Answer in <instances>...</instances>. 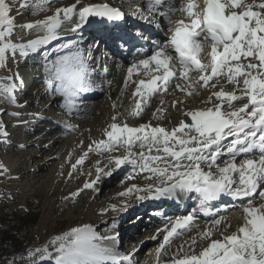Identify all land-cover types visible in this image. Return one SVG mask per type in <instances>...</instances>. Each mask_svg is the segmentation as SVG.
I'll list each match as a JSON object with an SVG mask.
<instances>
[{
    "label": "snow or ice",
    "instance_id": "6c2138e0",
    "mask_svg": "<svg viewBox=\"0 0 264 264\" xmlns=\"http://www.w3.org/2000/svg\"><path fill=\"white\" fill-rule=\"evenodd\" d=\"M145 7L169 24H173L172 15L180 11L186 15L187 22L184 19L175 21V26L169 29L168 43L158 45L147 58L128 68L129 78L141 67L147 70L146 74L159 73L148 81L136 82L133 96L137 99L131 115L139 116L148 99L167 92L172 80L177 81L175 89L188 96L194 94L197 85L213 89L219 86V90L212 92L207 100L212 107L185 112L190 123L181 120L171 131L151 123L139 127H130L127 123L121 125L113 116V122L104 131L105 139L93 141L95 149L111 153L123 148V156L110 157L115 167L130 164L137 174L148 173L145 179L156 181L146 188L133 185L121 195H128L133 190L146 192L147 196L136 197L144 200L172 199L177 194L194 193L201 207L222 196L239 200L244 205V223L236 232L211 240V231L206 230L201 238L210 240L208 246L198 255L174 258L173 264H264V204L257 207L251 199L264 186V0H252L251 3L248 0H187L179 6L169 0H147ZM27 8L34 9L32 14H36L45 10V5L37 0H22L17 11ZM11 11L7 0H0V67L6 66L9 53L13 59L17 53L28 57L59 40V29L65 21L71 22L67 30L75 33L90 25L93 18L100 22L124 20V14L115 7L85 5L77 0L76 4L57 8L54 15L45 20L20 26L29 31L43 30L42 37L13 43L10 38L15 25ZM136 13L144 17L141 8L137 7ZM73 17L77 19L73 20ZM145 20L152 22L146 17ZM91 59L80 45L66 44L62 53L44 66V83L51 93L76 107L75 101L92 87ZM192 73L196 74L195 79H192ZM221 78L233 85L232 91L225 90ZM16 79H20L18 74ZM16 90V85L9 83L0 89V93L15 104ZM245 97L247 103L236 107L234 102ZM178 103L183 101L173 100L172 107ZM0 135L6 137L7 132H0ZM136 147L139 152L133 150ZM224 156L227 159L222 160ZM82 163L83 158L76 162ZM72 167L75 169L76 165ZM101 171L98 167L97 180ZM95 183H85L84 188H92ZM258 195L264 198V190ZM112 210H116L115 206ZM193 219L191 214L178 217L163 230V240L156 249L157 261L171 238L179 234L178 230L187 229ZM222 219H214L212 224L219 226ZM110 227H116L115 221ZM118 235H101L90 224L72 227L56 236L49 246L29 251L28 264H133V254L121 256L117 252ZM195 242L193 239L192 243Z\"/></svg>",
    "mask_w": 264,
    "mask_h": 264
},
{
    "label": "rangeland",
    "instance_id": "374dc122",
    "mask_svg": "<svg viewBox=\"0 0 264 264\" xmlns=\"http://www.w3.org/2000/svg\"><path fill=\"white\" fill-rule=\"evenodd\" d=\"M143 1L144 0H96L94 3L99 5L110 3L107 5H112V7L114 6L117 8L121 7V9L124 10H130L129 8L136 10L137 7L145 10L146 7H143ZM180 1L182 3L187 2V0H179V2ZM7 2L11 5L12 11L10 15L15 25L13 35L10 39L13 43H26L29 40L38 39L42 36L37 37L33 31L34 29L31 31L26 29V34L22 33V29L25 28L20 26L30 23L36 24L43 17V14H54L56 11L55 7L57 4H60L61 0H51L50 3L49 0H37L38 3L45 5V10L32 14L34 9H23L24 17H19V22H17V14L14 11V1L7 0ZM248 2L251 3L252 0H248ZM74 19H77V17H73V20ZM64 23L69 22L65 21ZM86 28L87 27H84V29ZM60 33L62 32L60 31ZM78 37L79 36L74 38L73 41H77L76 39L80 41L84 39L82 38L83 36L81 38ZM57 42L58 40L53 41L50 45H55ZM78 43L77 41L74 45ZM78 45L81 44L79 43ZM84 45H88V47L92 45L83 43L82 51L84 50L83 53L85 55H89L87 52L91 50L93 53L95 52L94 49L89 51V48ZM92 54L91 57L93 56ZM26 58L27 57H21L19 53H17L16 58L13 59L11 53H9L6 66L0 67V89L9 83L17 84V90L14 93L16 97L15 104L8 102L3 94L0 93V113H2L0 114V132H7L6 137L0 135V212L19 214L29 211L34 215H38L36 225L29 229H23L21 234L25 237L24 242H26L24 254L26 264H28L29 261V257L27 256L29 251L36 248L47 247L56 236L70 231L72 227H78L84 224L94 226L101 235L117 233L120 231L119 227L122 226L121 231L124 232L123 234L119 233L117 237L116 242L120 241L121 243L116 245V250L121 256L133 254V260L135 259L133 261L134 264H149L151 262H153V264H173L174 258L180 259L185 256L198 255L208 246L210 240L201 238L207 229H212L213 237H211V240H216L218 237L222 238L223 235L236 232L239 227L237 225L239 220H243L242 222L244 223V219H241V215L243 214L240 213V208H237L238 212L232 226L230 222H225V218H228L229 214H224L222 216L220 215V217L214 216L216 219L224 217L223 224L222 226L221 224L219 225L218 231H216L213 226L211 228L208 227L215 218L212 220L206 218V221L203 219H201V221L207 223L208 228L206 227L204 231L200 230L195 233V230H191V227L201 221L194 217L190 229H187V232H181L179 234L180 236L171 240V243L166 246L165 252H162L164 254L168 252L169 254H171V252L177 254L180 252L181 254L173 256L171 254V256L165 257L163 260L160 258L159 261H157L156 249L163 240V227L166 225L165 223L171 222L165 221L162 217L167 216V213L170 212L161 213L157 221L153 220L154 223H149L148 227L145 228V233H143L142 229L138 231H127V228L137 224L141 227L148 223V221L143 218L144 215H146L145 212L139 211L137 213L139 215L138 219H134L135 216L133 218V223L136 222L137 224H132V221H130V212L135 206L139 205L141 210H144L147 206L152 207L151 205L153 204L150 203L156 201L158 204L159 200L163 198L138 200L135 197L139 194H144L136 193L135 190L128 195H121V193H126L133 185L141 188V184L137 179V172L130 164L122 165V168H116L113 163L114 161L110 160V157L123 156L125 152L121 151L117 155H109L108 152H97L95 145L88 140L96 137L105 139L104 131L113 122V116H116V122L122 125L128 121L136 120L144 110H146L145 112H147L148 115L150 114L153 116L156 122L146 121L144 119L137 127L151 123L152 126H161L171 131L174 127L179 125L181 120H187V118L184 117L185 112L188 110L194 111L196 109L197 101L195 100V94L191 96L183 95V92L179 94L178 98H183V100H181L183 103H178L176 105V108L180 111L182 109L181 119L177 124L170 123L165 125V121L161 118L164 102L167 99L169 100V92L165 95L159 93L157 98L154 99L152 96L148 99L147 103L143 105V111L140 115L133 116L131 115L134 108L133 103L137 99L133 96V93L137 86L136 82L142 80L139 78L141 70L139 69L137 72L134 71L129 78L128 72H126L125 75H119V68L112 66L109 62L103 63V59L99 58V61L96 59L97 63L99 62L98 67L93 68V70H99L101 67H104L103 69H106L105 72L108 74L106 73V77L99 81V83H97L99 78H92L94 77L92 76L91 83L95 84L94 91H103V93L98 96L101 100L95 95V97L88 98L91 100L92 98L94 99L88 103L76 100L75 103L79 106L80 111H73V113L68 108L62 106L67 100L65 101L58 94L51 93L44 83L46 79L44 66L47 64H44L45 59L42 58L41 64L39 62L31 63V61H26ZM92 58L97 57L93 56ZM130 64L131 62L128 64L126 63L128 67H130ZM114 70L116 71L115 75L112 73ZM96 72L99 71L96 70ZM17 74L20 79L26 76V86L28 82L29 85L31 82L32 86L30 88H33L31 92H29V87L25 88L26 86L21 84L20 79H16ZM120 76L122 83L121 90L118 96L113 99L109 96L111 94V89H113L111 85L113 82H117L115 79L118 77L120 78ZM195 76V73L191 74L192 79H195ZM9 77L12 79L9 80ZM126 80L127 84L125 83ZM15 81L17 83H15ZM209 89L210 88H201L199 85L197 87L199 94L205 95L203 100L206 102L211 95ZM225 90L232 91L233 86H226ZM237 94H240L239 90H237ZM106 97L110 100L112 108L105 113L106 115L104 114V121L92 127L88 125L84 126L83 121L90 119L92 113L97 112L98 115H101V111L99 110L102 109L104 105L109 108L107 102L102 105L103 99H106ZM79 99L86 100L87 98ZM188 99L194 101L188 105L184 104L185 101L188 103ZM35 100H38L41 105L38 106L39 104L34 103ZM53 100H57L61 110L60 114L51 115V112L48 111L47 108ZM213 102L215 103L214 98ZM243 103L244 102H241V104ZM181 104H183L182 108ZM105 106L103 108H106ZM212 106L213 105L210 104V107ZM235 106L239 107L242 105L235 102ZM206 108H208V106ZM158 109H160V111H158ZM31 115H38V118H36V120L30 119ZM129 126L132 127L131 125ZM20 145H23V148H21ZM89 145H92L91 151L89 150ZM133 150L136 152L140 151L139 147ZM94 156H96V159L93 162ZM81 157L83 158V163L76 164L77 160H80ZM223 159H227V156H224ZM237 162L239 163V158ZM74 164L76 165L75 169L72 167ZM98 167L102 169V171L97 180ZM109 172L111 173L110 175L106 174ZM81 177L83 179L85 178V182L80 187H77L78 180H81ZM129 177L132 178L129 179ZM92 181H96L92 188H84L85 183H91ZM103 183H106V185L104 186ZM118 185H123V188L113 189V187ZM104 193L110 194L113 197L118 196L119 198L117 200L95 205L94 200H92L94 199L93 197L96 195H106ZM135 193L136 195L134 196ZM125 205H127L126 208ZM254 205L259 207L258 204ZM113 206L116 208L115 211L112 210ZM151 209L150 212L152 211ZM237 217H240V219L238 220ZM126 220H129L128 223L132 225L126 227L127 223H124ZM106 221L108 222L107 224L105 223ZM113 221L116 223L114 229L110 227ZM227 223L228 225L224 227V224ZM155 224L163 225L155 227ZM129 229H131V227H129ZM135 232H137V234H135ZM126 233L131 236H128ZM198 235L201 236L197 238ZM154 236L156 238L152 239ZM193 239H195L196 242L198 240L203 241L204 245L202 244L198 248V251L195 250V244L192 243ZM183 254L185 255L183 256Z\"/></svg>",
    "mask_w": 264,
    "mask_h": 264
},
{
    "label": "bare ground",
    "instance_id": "6f19581e",
    "mask_svg": "<svg viewBox=\"0 0 264 264\" xmlns=\"http://www.w3.org/2000/svg\"><path fill=\"white\" fill-rule=\"evenodd\" d=\"M14 1V11L16 12V14H17V16H16V18H17V22H19V17H21V16H23L24 17V14H23V9H19V12L17 11V9L19 8V3L20 2H22V0H13ZM96 0H80V3L81 4H85V5H88V4H92V5H99V4H95L94 2H95ZM170 2H171V0H169ZM176 1V5L177 6H179V4H181L182 2L180 1L179 2V0H175ZM175 1H174V4H175ZM146 2H147V0H144L142 3H143V7H145V5H146ZM58 3V2H57ZM77 3V0H61V2H60V4H57V6L55 7L56 9L57 8H63V7H68V6H71V5H73V4H76ZM178 3V4H177ZM107 4H110V3H107ZM101 5V4H100ZM78 7H79V5H77ZM110 7H112V5H109ZM142 7V8H143ZM120 8V10H121V7H119ZM130 10H124L123 9V11H125V13H127V15H128V22L127 23H129L130 24V22H132V20L134 19V17H137V18H139L140 16L136 13V10L135 9H131V8H129ZM126 11H129L130 12V14H129V12H126ZM49 12V11H48ZM48 12H46V13H48ZM52 15H54V14H52V13H48V14H46V15H44L43 14V17L40 19V21H42V20H45L48 16H52ZM145 16H146V14H145ZM147 17V16H146ZM184 17H186V15H184V13H182V12H180V11H177V12H175V14H173L172 15V17H171V19H172V21H173V24H169L168 22H167V20H163L162 18H160V20H159V23H158V27H162V31H161V33L159 34V35H157V40L160 42V45H163V44H167L168 43V39H169V37L171 36V32L169 31V29L170 28H172V27H174L175 26V21H178V20H181L182 18H184ZM15 18V19H16ZM75 20V19H74ZM66 22H69V23H64V25H62V27H61V29H59V31H61L62 33H60V39H59V41L57 42V43H55V45H47V46H45L44 48H42L41 49V51L38 53V54H35V55H29L25 60L26 61H31V63L33 62V63H41L42 64V58H44L45 59V63L44 64H46V63H48L49 62V60L51 59V58H53L55 55H57V54H61L62 53V50L65 48V45L67 44V45H74V43H76L77 41L81 44L80 45V48H81V50H82V46H83V43L85 44H91L92 46L91 47H88V45L87 46H85V47H87V48H89V51L91 50V49H94L95 50V48L93 47V44L97 41V42H99V39H101L102 38V34H108V32H111V30L110 29H108L107 27H105V23H107L106 21H104V22H100L99 21V19L98 18H93L92 19V22L90 23V25H86L85 27H87L86 29H81V30H79L78 32H75V33H73V32H71V31H68L67 29L71 26V22L70 21H66ZM126 22H124L123 23V25L125 26L126 24H127ZM19 25V24H18ZM123 25H118V27L119 28H121L120 26H123ZM138 25V24H137ZM25 31H26V29H22V33H25ZM34 31V33H35V35L38 37V36H43L44 35V32H43V30H40V29H34L33 30ZM26 34V33H25ZM77 36H79L78 38H81L82 36V38H84L83 40H78V39H76L77 41H73L74 40V38H77ZM85 38H86V40H85ZM64 42V43H63ZM72 43V44H71ZM78 43V44H79ZM84 51V50H83ZM100 50H98V49H96L95 50V52L93 53L92 52V50L90 51V52H87V53H89L90 55L92 54L93 56H96L97 58H92L91 59V61L89 62V64H90V67H91V69H93V68H97L98 67V63H97V60L96 59H98V58H101L102 59V55H101V53H104V52H99ZM169 51H171V49H169ZM41 52H43V53H41ZM92 52V53H91ZM92 56V57H93ZM23 59V58H22ZM127 61V60H126ZM123 62L120 66H119V75H121V74H123V75H125L126 74V72H128V66L126 65V63L128 62ZM132 61L134 62V63H137V62H135L133 59H132ZM106 62H108V60L105 58V63ZM102 63V62H101ZM100 63V64H101ZM43 64V65H44ZM178 66V65H177ZM152 67L154 68L155 66L154 65H152ZM104 68V67H103ZM102 67L98 70V69H96L97 71H99V72H96V70H93V72H95V74L94 75H91V76H94V77H98L99 79H98V81L97 80H95V81H97V83H99V81H101V80H103V78H105L106 77V73L107 72H105V70L103 69ZM140 70H141V72L139 73V78L140 79H143V80H145V81H148V80H150L151 78H152V76H155V75H158L159 73H156V72H151L150 74H146V72H147V70H145V69H143V68H140ZM108 71V70H107ZM178 71H179V66H178ZM116 71L114 70V71H112V73L115 75L116 73H115ZM137 72V71H136ZM195 78H196V76H195ZM21 80L23 81V86L25 85V82H26V76L25 77H22L21 78ZM32 80V79H31ZM33 81V80H32ZM115 81H117V82H113V84L111 85V88H113V89H111V91H110V97H112L113 99H115L117 96H118V94L120 93V90H121V86H122V83H121V76H120V78L118 77V78H116L115 79ZM221 81H222V83L224 84V88L226 87V86H233V85H230V84H228L227 82H226V80H224V78H221ZM15 83H17L16 81H15ZM103 83H104V81H103ZM177 83V81L176 80H172L171 82H170V86H169V89H168V91L167 92H163V93H161V94H163V95H165L166 93H168L169 92V100L167 99V100H165V102H164V109H163V111H162V117L161 118H163V120L165 121V125L166 124H170V123H174V124H177L178 122H179V120L181 119V111H182V109H181V111L178 109V108H176V107H172V101L173 100H177L178 101V99H179V101H181V100H183V98H178L179 97V94L181 93L180 91H177L176 89H175V85L174 84H176ZM26 84H27V82H26ZM92 84V83H91ZM17 85V84H16ZM28 85H29V82H28ZM26 86L25 88H27V87H31L32 86V84H31V82H30V85L29 86ZM117 86V87H116ZM94 87H95V84L93 83L92 84V87H91V90L90 91H88V92H86V93H82L81 94V96H80V98H87V97H90V96H92V95H94V93H92V91L94 90ZM197 87H198V85L196 86V90H195V100L197 101V105H196V109L195 110H198V109H206V107L208 106V108L210 107V104L209 103H207L205 100H203L204 98H205V95L203 94V95H201V94H199V91L197 90ZM241 88L243 87V85L241 84V86H240ZM210 89V93H212V92H214V91H218L219 90V86L217 87V88H215V89H213V88H211V87H209ZM174 89V90H173ZM26 90H28V89H26ZM33 90V88H30L29 89V92H31ZM44 90V89H43ZM109 90V89H108ZM239 93H240V91H239ZM39 94H40V92H39ZM86 94V95H85ZM241 94V93H240ZM240 94H237V95H240ZM112 95V96H111ZM157 95L158 94H156V95H154L153 96V99L154 98H157ZM183 95H186L184 92H183ZM187 96V95H186ZM99 98V97H98ZM64 99V98H63ZM88 99V98H87ZM86 99V100H87ZM100 99V98H99ZM65 101H66V99H64ZM81 100V99H80ZM86 100H84V102H86ZM93 100V99H92ZM101 100V99H100ZM214 100H215V98H214ZM194 100H189L188 99V103H186L187 101H185L184 102V104H190L191 102H193ZM83 102V101H82ZM105 102H107V104L109 105V108H107L105 105H104V103ZM237 103H239L240 105H243L245 102L247 103V98L245 97V98H243V99H241V100H239V101H236ZM241 102H244L243 104H241ZM34 103H37V104H39L38 106H40L41 105V103L38 101V100H35V102ZM86 103H88V102H86ZM235 103V102H234ZM83 105V104H82ZM102 105H104L106 108H103L102 107V109H100L99 111H101V115H98L97 114V112H94V113H92V115H91V118L90 119H88V120H86V121H83V124H84V126L85 125H88V126H95V125H98L99 123H101L102 121H104V114L106 113V112H108L112 107H111V103H110V100L108 99V97H106V99L104 98L103 99V104ZM107 105V106H108ZM133 105H135V102L133 103ZM182 105L183 104H181V108H182ZM186 105V106H187ZM64 108H68L70 111H80L79 109V106H76V107H72L71 106V104H69V102L67 101V102H65V103H63V105H62ZM206 106V107H205ZM180 107V106H179ZM184 107V106H183ZM240 107V106H239ZM48 111H50L51 112V115H56V114H60L61 113V110H60V108H59V104H58V102H57V100H53L52 102H51V104L48 106ZM185 110H186V108H185ZM146 110H144L143 111V113H141V115L136 119V120H133V121H128L127 123L129 124V125H131L132 127H137L139 124H141L142 122L141 121H143L144 119L146 120V121H152V122H156V119L153 117V116H151L150 114L148 115L147 114V112H145ZM187 111V110H186ZM189 111H193V110H188L187 112H189ZM74 113V112H73ZM106 115V114H105ZM185 117V116H184ZM36 118H38V115H31L30 116V119H33V120H36ZM34 122H36V121H34ZM186 123H190V120L187 118V120L185 121ZM88 140V139H87ZM99 140H102L101 138H99V137H96V138H94V139H89L88 141L89 142H92V144H93V141H99ZM225 143H227V142H225ZM124 152V149L123 148H120V149H118L117 151H113V152H111V153H108L109 155H111V154H114V155H117V154H119L120 152ZM125 154V153H124ZM123 154V155H124ZM96 155V154H95ZM113 156V155H112ZM98 157V156H97ZM82 158V157H81ZM96 159V156H94V158H93V162H94V160ZM221 159H223V157L221 158ZM114 163V162H113ZM120 168H122V166L120 167ZM148 175V173H141V174H137V179H138V181H139V183L141 184V188H146L149 184H155L156 183V181H155V179H153V180H147V179H145V177ZM82 178V177H81ZM128 181V180H127ZM85 182V178L83 179H81V180H78V183H77V187H80L83 183ZM105 182V181H104ZM103 185L105 186L106 185V183L104 184L103 183ZM121 187L123 188V185L121 186V185H118V186H115V187H113V189H121ZM261 190H264V186H262L261 187V189H258V192L259 191H261ZM108 191V190H107ZM258 192H257V195L255 196V197H253V198H251V199H253V201H254V204H258V205H261V204H264V198H260L259 197V195H258ZM137 193V192H136ZM136 193L134 194V196L136 195ZM140 193H142V194H144V195H147V193L146 192H140ZM100 194H102V193H100ZM104 194H106V193H104ZM140 195V194H139ZM94 199H92V200H94V203H95V205H99V204H101V203H103V202H108V201H111V200H117L119 197L118 196H116V197H113L112 195H110V194H106V195H100V196H95V197H93ZM136 198V197H135ZM91 200V199H90ZM188 201H192V195H180V194H177V196L175 197V198H172V199H169V198H163L162 200H159V203L157 204L156 203V201H154V202H152V203H150V204H153V205H151L152 207H146V209H144V210H141V207H139V205H137V206H135V205H133V206H135V208H133L132 209V211L130 212L131 214H130V221H132V224H137L136 222L135 223H133V218H134V216H135V218L134 219H138V212L139 211H144L145 212V214L146 215H144V219L146 220V221H148V223L147 224H144V226L142 225L141 227H139L140 225L139 224H137V225H133V226H129V225H132L131 223H128V221L129 220H126L124 223L126 224V227H131V229H129V227L127 228V231L128 230H135V231H138V230H140V229H142V231H143V233H145L146 232V230H145V228L146 227H148V225H149V223L151 224V223H154V221H157V217L158 216H160V214L163 212V211H166V210H175V211H179L177 208H179V207H183L184 205H186L187 207H189L190 205H189V203H188ZM158 202V201H157ZM228 204H230V203H228ZM239 204H241V202L240 203H238V204H231V207H232V211L233 212H235V215L237 214V212H238V209L240 208V213H242L243 214V211H242V209H243V204H241V205H239ZM94 205V204H93ZM155 205V206H154ZM151 208H153V209H151ZM238 208V209H237ZM150 209L152 210L151 212H150ZM188 209V208H187ZM233 209H236V210H233ZM149 212V213H148ZM150 213H152V214H150ZM139 214H141V213H139ZM176 214V213H175ZM192 215L193 217H195L196 215H193L190 211L188 212V210L183 214V215H181V216H179V215H171V214H169V215H167V216H165L164 217V220L165 221H171V222H169V223H165L166 225L163 227V229H166V227H170V225H171V223L172 222H174L175 221V219L176 218H178V217H182V216H186V215ZM224 214H229V217L228 218H225V222H230V224H231V226H232V224H234V218L236 217V216H233L231 213H224ZM224 214H221V215H224ZM145 216H146V218H145ZM217 217H220V215L219 216H217ZM163 218V217H162ZM213 218H215L216 219V217H214L213 215H210L209 217H207V219H209V220H212ZM206 218H204L203 220H205ZM237 219L239 220L240 219V217H237ZM241 219H244V216L243 215H241ZM143 220V219H142ZM145 220H143V221H145ZM154 220V221H153ZM223 220H224V217H223V219H222V222H221V226H222V224H223ZM153 221V222H152ZM201 221V220H200ZM206 221V220H205ZM243 220H239V222L237 223V225L238 226H241V224L243 223L242 222ZM192 223V222H191ZM158 225H163V224H155V227H157ZM228 225V223L227 224H224V227H226ZM138 226V227H137ZM190 226H192L191 224L189 225V227L187 228V229H190ZM213 226V228L216 230V231H218L219 230V226H214V225H212V223L211 224H209L208 225V227L209 228H211ZM119 227V226H118ZM125 227V228H126ZM143 227V228H142ZM206 227H207V223H203L202 221L200 222V223H197V224H195L193 227H191V230H195V233H197L198 231H200V230H202V231H204L205 229H206ZM207 227V228H208ZM120 228V231H118L117 233H121V234H123V232L124 231H121V229H122V226H120L119 227ZM160 229H161V227H160ZM187 229H184V230H178V233L180 234L181 232H187L188 230ZM207 230H209V229H207ZM190 231V230H189ZM210 231H211V237H213L212 235V229H210ZM132 232H134V231H132ZM234 232V231H233ZM106 233V232H105ZM148 233V232H147ZM127 234V233H126ZM133 234V233H132ZM135 234H137V232H135ZM176 235V236H174V237H172L171 238V240H173V239H175L177 236H180V235ZM128 236H131V235H129V234H127ZM147 236V235H146ZM201 235H198L197 236V238H199ZM122 237V236H121ZM120 237V238H121ZM219 239H221V237H218L216 240H219ZM118 240H120V239H118ZM118 243H121L120 241H118V242H116V245H118ZM130 243H132V242H130ZM203 244V241L202 240H198L196 243H195V250L196 251H198V248L201 246ZM204 245V244H203ZM185 252V251H184ZM177 253V252H176ZM171 254H172V256L173 255H178V254H181L180 252H178L177 254H174L173 252H171ZM171 254H169V252L167 253V254H164V253H161V256H160V258L163 260L165 257H169V256H171ZM186 254V253H185ZM185 254H183V256L185 255ZM187 254H188V252H187ZM189 255V254H188ZM133 258H134V256H133ZM135 260V259H134ZM133 260V261H134ZM134 264V263H133ZM149 264H153V262H151V263H149Z\"/></svg>",
    "mask_w": 264,
    "mask_h": 264
},
{
    "label": "trees",
    "instance_id": "16d2710c",
    "mask_svg": "<svg viewBox=\"0 0 264 264\" xmlns=\"http://www.w3.org/2000/svg\"><path fill=\"white\" fill-rule=\"evenodd\" d=\"M38 215L0 212V264H26L23 229L36 225Z\"/></svg>",
    "mask_w": 264,
    "mask_h": 264
}]
</instances>
